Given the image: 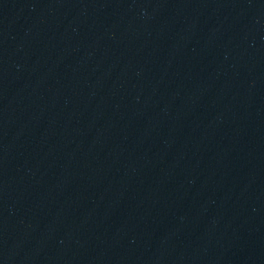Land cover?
I'll list each match as a JSON object with an SVG mask.
<instances>
[{
    "label": "water",
    "instance_id": "95a60500",
    "mask_svg": "<svg viewBox=\"0 0 264 264\" xmlns=\"http://www.w3.org/2000/svg\"><path fill=\"white\" fill-rule=\"evenodd\" d=\"M0 264H264V0H0Z\"/></svg>",
    "mask_w": 264,
    "mask_h": 264
}]
</instances>
